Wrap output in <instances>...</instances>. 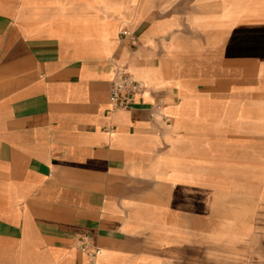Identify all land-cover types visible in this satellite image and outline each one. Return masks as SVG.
<instances>
[{
  "label": "crops",
  "instance_id": "crops-1",
  "mask_svg": "<svg viewBox=\"0 0 264 264\" xmlns=\"http://www.w3.org/2000/svg\"><path fill=\"white\" fill-rule=\"evenodd\" d=\"M261 202L264 0H0V264H232Z\"/></svg>",
  "mask_w": 264,
  "mask_h": 264
},
{
  "label": "built area",
  "instance_id": "built-area-1",
  "mask_svg": "<svg viewBox=\"0 0 264 264\" xmlns=\"http://www.w3.org/2000/svg\"><path fill=\"white\" fill-rule=\"evenodd\" d=\"M123 34L127 31L123 30ZM144 88V82L136 79L130 73L117 70L111 80L108 101L111 109H127L135 96ZM166 119L165 116H163ZM78 251L85 254L90 260H95L101 253V248L97 246L93 238L89 235H81L75 241Z\"/></svg>",
  "mask_w": 264,
  "mask_h": 264
},
{
  "label": "rangeland",
  "instance_id": "rangeland-1",
  "mask_svg": "<svg viewBox=\"0 0 264 264\" xmlns=\"http://www.w3.org/2000/svg\"><path fill=\"white\" fill-rule=\"evenodd\" d=\"M258 212L256 213V224L260 225L257 228L255 234V242L262 241L261 246L254 250H250L245 255L231 257L225 259L226 261H230L232 264H264V202H261L257 207ZM258 243H255L257 245Z\"/></svg>",
  "mask_w": 264,
  "mask_h": 264
}]
</instances>
